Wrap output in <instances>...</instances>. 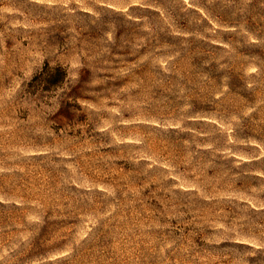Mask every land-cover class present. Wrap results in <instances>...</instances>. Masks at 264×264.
Returning a JSON list of instances; mask_svg holds the SVG:
<instances>
[{"label": "rangeland", "instance_id": "1", "mask_svg": "<svg viewBox=\"0 0 264 264\" xmlns=\"http://www.w3.org/2000/svg\"><path fill=\"white\" fill-rule=\"evenodd\" d=\"M0 264H264V0H0Z\"/></svg>", "mask_w": 264, "mask_h": 264}, {"label": "trees", "instance_id": "2", "mask_svg": "<svg viewBox=\"0 0 264 264\" xmlns=\"http://www.w3.org/2000/svg\"><path fill=\"white\" fill-rule=\"evenodd\" d=\"M137 6H139V5H137ZM139 7H141V6H139ZM132 8H134V6H130L129 7V10H131ZM127 13V12H126ZM125 13V14H126ZM124 14V15H125ZM128 14V13H127ZM126 14V15H127ZM139 17V15H135V17H134V19H132L131 17H127V16H125L124 17V21H128L129 23H135V22H137L138 21V19H136V18H138ZM46 68H51V67H49V65H48V63L46 64ZM54 69L56 70V74H57V76H58V78H59V80H63L64 78H65V76H66V70L62 67V66H56V67H54Z\"/></svg>", "mask_w": 264, "mask_h": 264}]
</instances>
